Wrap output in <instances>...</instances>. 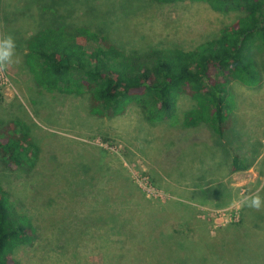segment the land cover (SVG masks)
Instances as JSON below:
<instances>
[{
  "label": "rangeland",
  "instance_id": "1",
  "mask_svg": "<svg viewBox=\"0 0 264 264\" xmlns=\"http://www.w3.org/2000/svg\"><path fill=\"white\" fill-rule=\"evenodd\" d=\"M39 1L37 8L0 0V38L13 37L18 59L0 72V125L19 121L38 149L17 171L0 163V186L36 230L13 257L19 264H264V209L239 204L257 189L264 197L260 56V86L228 88L232 112L222 137L203 125H149L136 105L117 117L91 116L86 96L45 92L23 63L33 28L89 27L126 53L191 50L240 14L188 0ZM192 104L180 95L176 115ZM233 155L244 171L230 173Z\"/></svg>",
  "mask_w": 264,
  "mask_h": 264
},
{
  "label": "trees",
  "instance_id": "2",
  "mask_svg": "<svg viewBox=\"0 0 264 264\" xmlns=\"http://www.w3.org/2000/svg\"><path fill=\"white\" fill-rule=\"evenodd\" d=\"M36 1L32 3L38 8L42 2ZM150 1L171 5L185 0ZM188 1L205 4L215 13L240 15L223 26L216 37L191 50L149 47L126 53L106 34L89 27L59 23L33 28L24 41L23 63L35 85L45 92L86 96L91 116L117 117L128 106L136 105L149 125L171 123L187 129L203 125L214 136L222 137L232 112L229 86L236 82L253 89L262 81L256 57H261L264 70V0ZM180 95L193 104L179 117L176 105ZM37 154V147L19 121L0 125L3 168L17 171ZM245 169L242 159L233 155L230 173ZM214 194L223 196L220 191ZM35 231L28 217L13 209L0 186V264H19L14 253L32 243Z\"/></svg>",
  "mask_w": 264,
  "mask_h": 264
},
{
  "label": "clouds",
  "instance_id": "3",
  "mask_svg": "<svg viewBox=\"0 0 264 264\" xmlns=\"http://www.w3.org/2000/svg\"><path fill=\"white\" fill-rule=\"evenodd\" d=\"M15 41L11 35L5 34L0 38V72H4L7 68L18 62L14 59L15 56ZM261 189L255 192L246 194L240 201L241 207H247L255 211L264 209V197L260 195Z\"/></svg>",
  "mask_w": 264,
  "mask_h": 264
},
{
  "label": "built area",
  "instance_id": "4",
  "mask_svg": "<svg viewBox=\"0 0 264 264\" xmlns=\"http://www.w3.org/2000/svg\"><path fill=\"white\" fill-rule=\"evenodd\" d=\"M0 78H3L2 74H0Z\"/></svg>",
  "mask_w": 264,
  "mask_h": 264
}]
</instances>
